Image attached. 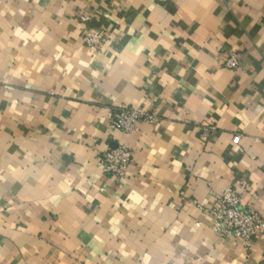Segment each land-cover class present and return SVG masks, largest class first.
Listing matches in <instances>:
<instances>
[{"label":"crops","instance_id":"obj_1","mask_svg":"<svg viewBox=\"0 0 264 264\" xmlns=\"http://www.w3.org/2000/svg\"><path fill=\"white\" fill-rule=\"evenodd\" d=\"M231 189L264 219V0H0V264H264L211 229Z\"/></svg>","mask_w":264,"mask_h":264},{"label":"built area","instance_id":"obj_2","mask_svg":"<svg viewBox=\"0 0 264 264\" xmlns=\"http://www.w3.org/2000/svg\"><path fill=\"white\" fill-rule=\"evenodd\" d=\"M90 18L82 16L80 22L88 23ZM82 44L88 48H96L103 44L104 37L97 32L85 30L81 36ZM239 60L237 55L231 54L225 62V68L236 69ZM109 120L111 128L122 133H130L137 130V125L141 122L152 124L155 117L142 109L111 108L109 110ZM205 133L208 130L204 131ZM233 143L237 144L239 137L233 138ZM131 162V154L125 146L109 148L101 152L96 157V165L104 174L110 175L117 180H121L126 168ZM212 217V231L221 237H232L240 240L248 250L252 241L260 234L264 233V219L252 209L241 206L240 194L236 190H228L219 199L217 205L210 210Z\"/></svg>","mask_w":264,"mask_h":264}]
</instances>
